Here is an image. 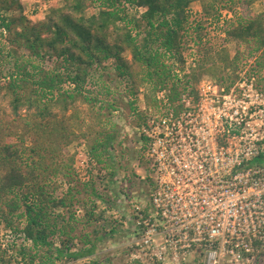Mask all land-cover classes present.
<instances>
[{
	"label": "trees",
	"instance_id": "obj_1",
	"mask_svg": "<svg viewBox=\"0 0 264 264\" xmlns=\"http://www.w3.org/2000/svg\"><path fill=\"white\" fill-rule=\"evenodd\" d=\"M59 1L62 5L50 6L44 20L34 22L20 0H0V100L7 103L0 106V224L21 237L15 264L90 257L103 236L115 232L104 211L113 209L118 169L112 156L115 137L107 130L117 99L103 103L91 90L94 76L112 75L131 109L140 87L152 88L136 113L140 128L167 108L155 95L162 93L172 108L182 95L194 94L198 75L226 86L243 71L264 93V14L239 13L257 0ZM194 2L201 6L199 22L219 20L221 10L230 13L233 20L225 24L222 42L206 39L196 18L194 29L187 27ZM189 30L198 61L188 70L182 40ZM230 40L237 46L234 56L224 45ZM244 46L249 52L240 59ZM103 91L112 94L106 84ZM77 107L88 122L79 135L87 157L94 170L105 172L90 173L86 182L74 177L53 148L58 134L68 143L76 139L62 122L52 126L54 111L65 115ZM144 152L141 144L139 163L147 167ZM97 202L104 211H97ZM6 251L0 247V264H11Z\"/></svg>",
	"mask_w": 264,
	"mask_h": 264
},
{
	"label": "built area",
	"instance_id": "obj_2",
	"mask_svg": "<svg viewBox=\"0 0 264 264\" xmlns=\"http://www.w3.org/2000/svg\"><path fill=\"white\" fill-rule=\"evenodd\" d=\"M161 99L140 130L152 185L131 203L129 261L264 264L261 88L240 75L227 89L201 80L172 108Z\"/></svg>",
	"mask_w": 264,
	"mask_h": 264
},
{
	"label": "rangeland",
	"instance_id": "obj_3",
	"mask_svg": "<svg viewBox=\"0 0 264 264\" xmlns=\"http://www.w3.org/2000/svg\"><path fill=\"white\" fill-rule=\"evenodd\" d=\"M263 2L264 0H257L252 3L249 8L239 13H242L244 15H246L247 13H251L253 15L264 14V10L261 5ZM20 3L23 8L24 15L30 21L34 22L44 20V17L47 14L48 8L50 6L62 5L61 1L59 0H20ZM189 11L190 13L188 16L190 17V19L188 21L187 27L194 29V27L196 26L195 21L197 19L198 23H201L202 28L205 29L202 33L205 35L206 39H209L210 41H212V43L215 44L218 42H222V39L224 37L222 30L224 29L225 24H228L233 20L230 13L225 10H221L219 12V20H216V17H214L206 22H199L198 15L201 12L200 3H192L189 7ZM130 14H132V12H130ZM224 45L230 55L234 56L235 52H237V46L235 45V42L231 40L224 41ZM183 47L188 70L194 69L195 64L198 61V58H196L197 56H195L198 54V48L196 46L195 36L191 30L188 31V34H186L184 39L182 40V48ZM248 48L249 46H244L240 49V59H242V57L244 58V55H248ZM128 57L129 56H127V58ZM253 60V58H248L249 63L253 62ZM175 65L177 64L175 63ZM178 74L179 76L182 75L180 71L178 72ZM228 74L231 75L229 71H226L227 77ZM240 75L248 77L245 72L238 71L237 73H235L233 83L238 79ZM196 77V85L201 80H209L213 83L221 85V83L217 82L214 77L206 74L198 75ZM93 82L94 84H91V90L95 95H99L103 103L110 104L112 101V96L117 99L115 108L116 110L113 111L109 116L110 123L107 125V130L111 131L115 137L112 156L116 166L118 167L115 177L116 183L115 194L113 196V209L104 211L101 204L97 202V211H104V216L106 218H109L110 222L114 223L113 229H115L116 232H120L122 235L125 227L124 223H126L127 229H125V234L128 236L126 238L129 239L132 227L131 221H129L131 218L130 215L132 213L131 203H135L136 201H144L148 203V199L146 198H148V192L151 188L150 184L152 183V176L147 171V169H149V165L147 164L146 167L142 166L141 163H139V153L142 144L140 140V130L142 127L140 128L138 126L139 121L136 114L143 110L142 106L144 105V97H150L153 95L152 88L146 85L140 87L136 102H134V110L131 109L128 105L129 99L125 97L123 86L121 84H118L115 78L112 77V75L109 74L108 76H94ZM229 83L226 86L230 85ZM105 84L108 86V88H110V91L112 92L111 95H107L104 93L103 87ZM155 96L161 98L163 97V94L158 93ZM0 106L6 108V101L0 100ZM61 122L63 123V127H65L68 132H72L74 133V136H76L75 140L68 143L64 138L61 139L58 134L55 137L57 143L54 142L53 146V148L57 149V153L61 154L60 157L62 161H64L66 165L71 167L69 171L81 182L88 181L90 173H92L94 177L97 174L103 176L105 172L99 171L97 169L94 170L95 168H92V164L86 154L84 142H82V139L79 136L88 127V122L83 116V110L80 107H77L75 110H69L65 115H62L57 110H55L54 118L52 120V126L54 124L55 126H57V123L62 124ZM258 162L262 163V161L260 160ZM58 185H61V187L63 188L65 187V179L62 174H59ZM97 189L101 192L102 186L98 185ZM80 214L81 212H79V215ZM20 238L10 231L3 229L2 225L0 224V247L7 249L5 254L6 260L10 259L11 264H15L14 262L17 261L15 258L17 256L16 252H18L19 249L18 246L21 243ZM111 238H113L112 240H114L116 237L114 238L112 236ZM123 247L124 259L127 260V258L129 259V252L126 246ZM63 262L65 263L66 260H64ZM63 262L61 261V263Z\"/></svg>",
	"mask_w": 264,
	"mask_h": 264
},
{
	"label": "crops",
	"instance_id": "obj_4",
	"mask_svg": "<svg viewBox=\"0 0 264 264\" xmlns=\"http://www.w3.org/2000/svg\"><path fill=\"white\" fill-rule=\"evenodd\" d=\"M124 231L123 235L120 232H114L111 235L103 236L102 240L100 241V246L98 252H96L94 255L86 258H82L79 260H67L65 263H61V261L58 264H133L129 261L124 259V247L128 239V237L125 234V229H127V224L124 223ZM116 237L114 240L111 237ZM122 241V242H121ZM58 247V245L56 244ZM74 250H71V253H73ZM66 258H63L65 260Z\"/></svg>",
	"mask_w": 264,
	"mask_h": 264
}]
</instances>
